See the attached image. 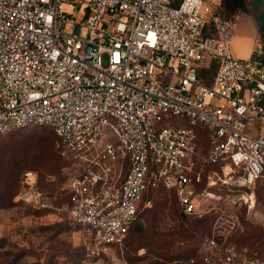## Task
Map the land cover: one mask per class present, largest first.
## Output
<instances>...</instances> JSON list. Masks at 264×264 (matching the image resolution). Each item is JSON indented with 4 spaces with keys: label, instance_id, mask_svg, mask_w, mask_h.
<instances>
[{
    "label": "built area",
    "instance_id": "obj_1",
    "mask_svg": "<svg viewBox=\"0 0 264 264\" xmlns=\"http://www.w3.org/2000/svg\"><path fill=\"white\" fill-rule=\"evenodd\" d=\"M171 1L0 0V136L46 126L60 139L79 168L62 212L96 254L121 248L149 188L200 218L215 204L252 212L264 178L260 33L250 56L236 57L239 10ZM212 60L205 83L198 74ZM18 201L52 208L33 171ZM222 217L187 263L264 264L218 242Z\"/></svg>",
    "mask_w": 264,
    "mask_h": 264
},
{
    "label": "rangeland",
    "instance_id": "obj_2",
    "mask_svg": "<svg viewBox=\"0 0 264 264\" xmlns=\"http://www.w3.org/2000/svg\"><path fill=\"white\" fill-rule=\"evenodd\" d=\"M248 5V0L239 3L241 21L232 44L234 55L240 58L248 54L254 33ZM216 103L223 104L221 100ZM175 119L169 118L170 122ZM204 131L201 128L203 146ZM12 158L19 168L16 181L26 171L35 172L51 209H35L16 200L18 181L7 185L10 192L3 189L1 167L11 166L6 162ZM77 173L79 168L64 155L47 127L29 126L0 136V264H187L196 243L213 235L210 221L182 218L174 196L153 188L141 202L140 228L129 232L121 248L96 254L86 233L62 212L68 180ZM254 194L256 204L250 213L245 207L232 212L215 204L217 214L213 215L224 219L215 237L220 243H234L247 256H263L264 178L256 183Z\"/></svg>",
    "mask_w": 264,
    "mask_h": 264
},
{
    "label": "trees",
    "instance_id": "obj_3",
    "mask_svg": "<svg viewBox=\"0 0 264 264\" xmlns=\"http://www.w3.org/2000/svg\"><path fill=\"white\" fill-rule=\"evenodd\" d=\"M180 0H172L171 1V5L172 6H177V4L179 3ZM249 1V12L251 14V17L257 27V30L258 32L260 33L263 41H264V0H248ZM241 2V0H221V4H222V7L225 9V10H228V11H232V10H238V6H239V3ZM217 67V62L216 60H212L210 62V64L208 65V68L206 69H201L199 71V77L205 82V83H208L209 82V79H210V75H212V73H214L215 69ZM29 127V126H28ZM46 127V126H44ZM26 128V127H24ZM48 128V127H47ZM22 129V128H20ZM50 129V128H49ZM19 130V129H17ZM17 130H13L11 132H14V131H17ZM51 130V129H50ZM10 133V132H9ZM54 134V133H53ZM54 136L58 139V142H59V145L60 147L62 148V145H61V141L60 139L54 134ZM20 155H22L20 153ZM14 158L12 159H9L6 163L7 164H12L11 166L9 167H5V166H2L1 167V178H2V183L4 185L3 189H7L8 192H10L11 190L7 187V185L9 183H15L18 181V186H17V190H16V193L14 194V198L16 200H18V194L20 193L21 191V178H22V174L20 175V178L15 179V176H16V173H17V170H19V168H17V165L15 164L14 162ZM38 177V176H37ZM258 182V181H257ZM256 182V183H257ZM37 184H38V188L39 190L41 191V187H40V184H39V180L37 179ZM256 185V184H255ZM6 187V188H5ZM151 189L153 188H149L147 191H145L142 195V198H141V201H140V204H139V207H138V211H137V214H136V219L134 221V223L132 224V226L130 227L129 231H128V234L130 231L132 230H136V229H139L140 227L138 226L137 224V219H138V216L140 215V206H141V202H142V199H143V196L144 194H146L147 192H149ZM157 189H160V190H163L162 188H157ZM166 191V190H164ZM166 192H169L171 193L173 196L174 194L170 191H166ZM66 196H68L67 192H66ZM175 198V196H174ZM176 200V198H175ZM177 203V201H176ZM177 206H178V210H179V214L181 215L182 218L186 219V220H192L194 222H203V221H210V230L212 228V224L215 220V215H213L212 212H207L206 214H204L202 217L198 218L194 215H191V214H187V213H184L181 208L179 207L178 203H177ZM127 234V235H128ZM127 237V236H126ZM126 240V238H125ZM125 242V241H124ZM230 244H234V243H230ZM235 245V244H234ZM193 253L191 255H188V257L186 258V263H187V260L191 257H197V254H196V251L193 250L192 251ZM264 256V255H263ZM263 256H248V257H257V258H261ZM188 264V263H187Z\"/></svg>",
    "mask_w": 264,
    "mask_h": 264
},
{
    "label": "crops",
    "instance_id": "obj_4",
    "mask_svg": "<svg viewBox=\"0 0 264 264\" xmlns=\"http://www.w3.org/2000/svg\"><path fill=\"white\" fill-rule=\"evenodd\" d=\"M250 18H251V20H252V25H253V27H254V33L252 34V37L250 38V42H252V39H253V37L255 36V34H256V29H257V27H256V25H255V23H254V21H253V19H252V17H251V15H250ZM237 34V33H236ZM236 41V36H235V38H234V42ZM233 42V43H234ZM232 51H233V48H232ZM234 54V53H233ZM250 56V50H249V52H248V54L246 55V57H244V58H242V59H246V58H248ZM237 57V56H236ZM240 58V57H239Z\"/></svg>",
    "mask_w": 264,
    "mask_h": 264
}]
</instances>
